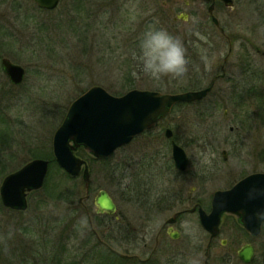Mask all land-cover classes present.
<instances>
[{"label": "rangeland", "instance_id": "rangeland-1", "mask_svg": "<svg viewBox=\"0 0 264 264\" xmlns=\"http://www.w3.org/2000/svg\"><path fill=\"white\" fill-rule=\"evenodd\" d=\"M77 1L82 9L72 6ZM219 1L214 14L232 39L224 71L221 67L230 45L211 19L210 3L202 0H62L51 11L38 10L35 0H0V175L4 169L3 175H7L53 151L54 133L68 108L92 86H103L116 96L135 88L177 93L181 88L192 90L193 85L194 90L205 88L225 72L207 97L174 106L165 119V123L172 122L189 156L184 174L170 169L172 147L164 131L149 147L148 137L142 135L106 158L86 150L83 156L78 155L80 147L75 154L89 167L90 196L86 198L84 171L75 180L64 179L58 167L50 164L40 191L46 193L41 205L42 196L24 214L0 208V264H59L52 256L62 235L69 238L64 239L67 249L61 264H71L72 219L78 197L84 198L85 207L93 208L95 196L105 189L129 225L140 226L144 223L142 201L147 197L137 201L130 198L131 192L140 190L138 185L145 194L165 187L171 191L168 185L172 179L174 192L185 190L186 197L204 181V200L210 204L215 190L251 172L264 171V161L259 157L264 149V0H234L233 7ZM69 20L75 21V28H69ZM153 20L158 25H150ZM157 27L184 47L188 71L182 79L157 82L139 70L133 53L146 29ZM3 57L26 68L23 84L14 85L9 80L1 64ZM131 79L135 87L129 89ZM237 125L239 129L230 130ZM14 155L18 161L9 165ZM74 182L79 183V191H61ZM59 190L63 195H57ZM193 203L184 199L175 208L190 209ZM81 220L85 228V214ZM234 222L232 216L224 220L225 234L231 233ZM229 235L230 245L221 248L217 241L216 253L227 260L231 257L229 264H239L233 257L243 243L234 244ZM253 242L257 252L264 250V230ZM83 252L81 249V255ZM93 262L87 257L81 264Z\"/></svg>", "mask_w": 264, "mask_h": 264}, {"label": "water", "instance_id": "water-1", "mask_svg": "<svg viewBox=\"0 0 264 264\" xmlns=\"http://www.w3.org/2000/svg\"><path fill=\"white\" fill-rule=\"evenodd\" d=\"M62 0H35L42 9H56ZM225 5L233 7V0H223ZM214 24L220 27L219 19L214 15V4L209 7ZM188 15H186L187 17ZM186 19V18H185ZM4 72L14 85H21L26 77V68L3 57ZM215 83L196 90L177 93H164L149 89H131L127 93L116 96L103 86L95 85L76 98L68 108L66 116L57 128L53 137V152L58 164L73 176L84 171L85 187L88 192L91 184V173L86 161L75 154L84 147L97 158H106L118 148L128 144L133 137L151 128L160 119L169 114L173 107L181 102L202 100L214 88ZM173 131L167 129V136ZM227 159V152L224 151ZM173 158L176 167L185 170L189 164L186 150L176 142L173 143ZM49 171V161L37 158L19 170L7 175L1 186V195L6 206L16 209H27L26 192L42 188ZM258 190L264 187V172L247 175L231 189L218 190L214 193L212 210L209 214L202 211V223L212 232L218 234L221 217L224 213H239L247 229L253 234L261 232L259 225L251 218L252 213L264 207V197ZM99 211L114 213L117 205L110 193L101 189L96 196ZM253 255L251 245L244 246L240 257L249 262Z\"/></svg>", "mask_w": 264, "mask_h": 264}, {"label": "flooded vegetation", "instance_id": "flooded-vegetation-1", "mask_svg": "<svg viewBox=\"0 0 264 264\" xmlns=\"http://www.w3.org/2000/svg\"><path fill=\"white\" fill-rule=\"evenodd\" d=\"M202 1L210 3L209 7L214 4L215 13L217 4L216 0ZM219 2L225 5V2L223 0H220ZM210 15L212 19V14L210 13ZM220 32L228 40L230 45L228 54L224 59V64L221 67L224 71L225 63L227 62L229 54L232 52V39L227 35L225 29L224 32L221 30ZM224 77L225 72L223 74L216 75L211 83L214 82L216 84L218 78ZM257 97L259 99V96ZM171 113L172 111L164 118L156 122L153 127L148 128L141 134L133 137V139L129 143L131 144L132 141L143 135L148 137L147 146L149 147L150 145H153V143H156V141H158L160 135L159 132L164 131L166 141L168 144L170 143L172 147V165L170 169L172 170L176 168L177 171L181 172L180 174H184L188 167L185 170L178 169L173 158V143L176 142L177 144L181 145L182 141L178 133H176L174 128L171 127L172 122L165 123V119ZM236 127L232 126L230 130L233 131L235 129H239V125H237ZM167 129H171L173 131L171 137L167 136ZM189 140L191 141V139ZM129 143L125 145H129ZM224 151L226 150H223L222 154L224 160H227L228 158H225ZM259 157H261V159L264 161V149L259 152ZM15 158L16 157L14 155L12 157V162L9 165H13V162L18 161V159L15 160ZM27 163L23 164L20 168H22ZM126 164H129V161H127ZM20 168L8 173L7 175L19 170ZM6 170L7 169H4V171L0 175V177L4 176L3 179H0V208L7 210L10 213L12 212L24 214L29 209L33 201L41 199L40 205L43 203V197L46 196V193L40 191L44 188L46 179L42 188L32 191L27 190V209L23 210L6 206L1 195V186L5 177L7 176L3 175V173H5ZM256 172L264 171H255L249 174ZM247 175L243 176L242 178L246 177ZM242 178L238 179L236 182L230 184L224 189L215 190L212 193L210 204H207L204 200L207 198V187L206 189H204V186L206 184V182L204 181L199 182V187H194L193 190L188 191L189 196L186 197L183 196L187 192H185V190L176 191V193L174 192V187H171L173 184L172 179L170 181L171 184L169 183L168 185L170 186L171 191H169V189L165 187L158 188L159 191L157 193L153 192L150 194H145V191H142L143 186L141 187L138 185V187H140V190L136 191V193L131 192L132 195L130 194V198L136 200L139 199L138 197L144 195H146L147 197L144 201H142V205L144 207L142 208L143 212L141 214V220L144 223H141L140 226L129 225L127 216L119 212L117 202L111 194V197L117 205V209L114 213L99 211L95 200L97 195L94 198L95 207L93 208L85 207L84 198L78 197L77 204L82 205L83 207L80 208L78 205H76V207L74 208L71 235L74 242V247L72 250L73 259L71 264H81L82 260L87 257H91L94 259L93 264H110L113 263V261L118 264H229L231 262V257L229 258V260H227V258L220 257V255L216 253L217 241L220 242L221 248H226L228 245H230L229 234H231V240H234V244L236 243L239 245L243 243L237 250L235 256L233 257V260H235L239 264H264V250L257 252V249L255 247L256 245L253 242L262 234L264 229H261L260 234L253 235L243 223L242 216L239 213H224L221 217L218 234L215 236H213L212 232H210L202 223L201 210H203V212L207 214L211 212L214 193L218 190L231 189L237 182L242 180ZM89 190L87 192L86 198L90 196ZM57 195L63 194H61L60 192L57 193ZM40 196L42 197L40 198ZM184 199L194 201L193 206L190 209L182 207L176 210V204L184 202ZM80 211H82L83 213L80 214ZM83 214L86 215L87 219V226L85 228H82L84 227V225L81 224V218L83 217ZM229 216L235 218V222L232 225L231 233L229 232V234H225L222 226L224 220ZM191 221H194V224H191ZM151 222L152 224L150 225ZM17 228H19V225L17 226ZM60 238L62 239L63 243L60 242L58 244V248L56 251H54L55 254L52 256V259L55 263H64L62 260V255L67 249V243H65L64 239L69 238V235H62ZM247 245H251L253 247V255L249 262H245L240 257V251L244 246ZM81 249H84L82 255ZM25 257L26 256L23 255V259H25Z\"/></svg>", "mask_w": 264, "mask_h": 264}, {"label": "clouds", "instance_id": "clouds-1", "mask_svg": "<svg viewBox=\"0 0 264 264\" xmlns=\"http://www.w3.org/2000/svg\"><path fill=\"white\" fill-rule=\"evenodd\" d=\"M133 57L140 72L153 81L182 79L188 71V60L182 43L164 29L146 30ZM251 191H258L260 197H264V187L257 190L254 186ZM251 218L264 229V207L255 210Z\"/></svg>", "mask_w": 264, "mask_h": 264}, {"label": "trees", "instance_id": "trees-1", "mask_svg": "<svg viewBox=\"0 0 264 264\" xmlns=\"http://www.w3.org/2000/svg\"><path fill=\"white\" fill-rule=\"evenodd\" d=\"M15 3H17V0H13ZM72 6L74 7V8H76V10L77 9H82V6H81V2L80 3H78V1L77 2H75L74 4H72ZM71 6V7H72ZM38 10H40V11H43V10H45V9H41V8H38ZM47 11H50V10H47ZM162 16V18H163V15L161 14L160 15V17ZM70 24H69V28H75L74 26L76 25L75 24V21L74 20H69L68 21ZM151 24H155V25H158L157 23H156V21H154L153 20V22H151L150 23V25ZM67 28H68V26H67ZM156 29H160L159 27H157ZM147 30V29H146ZM36 35V34H35ZM41 43L43 44L44 43V38L41 40ZM37 46H39L40 44L38 43V44H36ZM56 50V49H55ZM135 85V81L134 80H130V81H128V88L130 89V88H133V87H135L134 86ZM196 88V86H192L191 87V89H195ZM181 90L182 91H185V90H187V88H181ZM183 104H187V103H179V104H177V105H183ZM2 135H4L3 133L1 134V136ZM1 138V137H0ZM2 139H5V138H2ZM77 154L78 155H81V156H83V154H86V151H85V149H80V151H78L77 152ZM46 158V159H48L49 160V162H50V164H51V167H54V166H56V167H58V169H59V171H61V173H62V175L65 177L64 179H71V180H75V179H77V177H75V176H71V175H69L58 163H57V161H56V158H55V156H54V154H53V151H51L50 153H48V154H42V156H40V158ZM93 160H97V158H92L91 159V161H93ZM108 160H103V161H101V162H107ZM94 172V169L92 170V173ZM70 187L68 188L66 185L61 189V191L63 192H67V191H70V192H72V191H79V189H80V185H79V183H77V182H74V184H72V185H69ZM60 190H59V192H61ZM59 264H61V263H59Z\"/></svg>", "mask_w": 264, "mask_h": 264}]
</instances>
